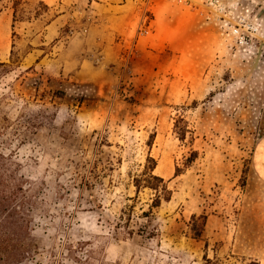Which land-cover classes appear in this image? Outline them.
Instances as JSON below:
<instances>
[{"label": "rangeland", "instance_id": "obj_1", "mask_svg": "<svg viewBox=\"0 0 264 264\" xmlns=\"http://www.w3.org/2000/svg\"><path fill=\"white\" fill-rule=\"evenodd\" d=\"M150 1L154 28L140 37L143 0H0V63L13 44L19 60L0 70V153L26 179L38 247L23 264H264L251 169L264 0ZM149 156L172 191L159 207L134 185Z\"/></svg>", "mask_w": 264, "mask_h": 264}, {"label": "trees", "instance_id": "obj_2", "mask_svg": "<svg viewBox=\"0 0 264 264\" xmlns=\"http://www.w3.org/2000/svg\"><path fill=\"white\" fill-rule=\"evenodd\" d=\"M10 63H0V70L9 69L19 64L12 46ZM177 137L185 142L187 135L191 133L184 119L179 118L174 126ZM154 139V136H152ZM193 137H191V142ZM198 153L192 151L184 162V168L176 167L175 177L180 176L197 159ZM157 161L153 157L147 158V163L141 174L134 178L136 192L141 189H150L154 192L152 207H159L162 201L169 202L172 191L168 188L167 181L155 174ZM15 163L12 158L0 153V264H23L33 257L37 250V243L32 235L31 209L32 198L26 189V179L18 175ZM207 216L193 215L189 222L192 237L201 239ZM87 264H93L90 260ZM201 264H228L227 260L219 257L210 258L207 254L203 256ZM243 264H260L256 259H248Z\"/></svg>", "mask_w": 264, "mask_h": 264}, {"label": "crops", "instance_id": "obj_3", "mask_svg": "<svg viewBox=\"0 0 264 264\" xmlns=\"http://www.w3.org/2000/svg\"><path fill=\"white\" fill-rule=\"evenodd\" d=\"M251 169L254 177L264 184V135L259 139L252 152Z\"/></svg>", "mask_w": 264, "mask_h": 264}, {"label": "built area", "instance_id": "obj_4", "mask_svg": "<svg viewBox=\"0 0 264 264\" xmlns=\"http://www.w3.org/2000/svg\"><path fill=\"white\" fill-rule=\"evenodd\" d=\"M135 2H138V0H134ZM187 4H191V2H188V0H184ZM143 3L145 4L146 6V10L144 12V15H143V19L140 23V26H139V36H146L147 34H149L150 32H152L153 28H154V19L151 17L152 14L154 15L153 11H152V6L150 5L151 4V1L150 0H146L144 1L143 0Z\"/></svg>", "mask_w": 264, "mask_h": 264}]
</instances>
